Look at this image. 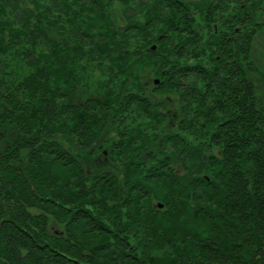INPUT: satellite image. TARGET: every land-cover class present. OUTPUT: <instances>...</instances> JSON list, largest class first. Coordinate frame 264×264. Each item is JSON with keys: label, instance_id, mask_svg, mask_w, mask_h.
Here are the masks:
<instances>
[{"label": "trees", "instance_id": "1", "mask_svg": "<svg viewBox=\"0 0 264 264\" xmlns=\"http://www.w3.org/2000/svg\"><path fill=\"white\" fill-rule=\"evenodd\" d=\"M263 9L0 0V264H264Z\"/></svg>", "mask_w": 264, "mask_h": 264}, {"label": "rangeland", "instance_id": "2", "mask_svg": "<svg viewBox=\"0 0 264 264\" xmlns=\"http://www.w3.org/2000/svg\"><path fill=\"white\" fill-rule=\"evenodd\" d=\"M185 1L190 3L191 2L198 3L202 0H185ZM257 15H259V13ZM262 17H264V9L260 11L259 19H262ZM153 46H155V44H152V47ZM250 50H251V58L253 59L254 65L257 68V70L254 72V74L256 75L254 78V83L257 87L258 95H260V98L262 100L263 99L262 96L264 94V25L254 33ZM136 69L140 70L139 75L142 77V82H143V86L145 87V91H149L150 86L154 84L155 81H158V78L155 77L154 70L148 67L141 68L139 65L136 66ZM101 70H105L104 65L96 64L93 62L91 63V66L88 69V73L90 75V81L92 82L89 84L91 90L86 91L82 86H78L77 90L71 96L72 99L71 101H74L73 96L80 92L84 93L86 96L97 95L98 92L95 91L94 88L100 86V84L103 83H107V84L111 83L108 82L107 71L105 73L102 72ZM74 98L78 100L81 99L80 96L78 95H75ZM169 110L171 112L172 108L169 107ZM168 118H169V122H171V117L168 116ZM142 122L147 123L144 117L142 118ZM58 139L62 144V146L65 147L66 149H69L70 151L72 150L73 153L78 154L80 156H83L84 154L88 155L92 159L103 160L105 157L108 156V151L110 150L109 147L105 146V143L107 142L106 140L107 137L105 134L103 135L101 140L96 141L94 146L91 147L90 151L82 150V147L79 146V144L76 143V141L73 138L60 135ZM160 205L161 204H159V206Z\"/></svg>", "mask_w": 264, "mask_h": 264}, {"label": "flooded vegetation", "instance_id": "3", "mask_svg": "<svg viewBox=\"0 0 264 264\" xmlns=\"http://www.w3.org/2000/svg\"><path fill=\"white\" fill-rule=\"evenodd\" d=\"M177 1L184 2L185 0H177ZM256 2H258V4L259 3L261 4V0H202L198 3H195V2H192V3L200 4V5L203 4V5L208 6V7H216L217 11L221 12L220 16H222V13H224L223 11H225L224 18L227 21L229 19L228 18L229 14H227V13L232 14V13L236 12L239 8L248 7V6H250ZM213 24H214V31H217V30L219 31L216 23H213ZM227 24H229V22H227ZM230 24H232V22ZM220 30H222V31L224 30L227 34H229V36L231 34L229 28L225 29V28L221 27ZM235 31H236V29H235Z\"/></svg>", "mask_w": 264, "mask_h": 264}]
</instances>
